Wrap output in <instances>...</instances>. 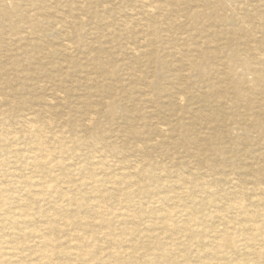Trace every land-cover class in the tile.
<instances>
[{"label": "rangeland", "instance_id": "rangeland-1", "mask_svg": "<svg viewBox=\"0 0 264 264\" xmlns=\"http://www.w3.org/2000/svg\"><path fill=\"white\" fill-rule=\"evenodd\" d=\"M34 1L42 2V0ZM64 1H66L65 6L57 5L46 14L50 15L49 18L53 21H57V18L64 12V16L69 20V29L72 31L69 41L70 56L50 55L49 48H58L59 34L62 31L61 28L53 25L50 31L52 35H45L39 39V47L32 49L33 51L28 52L24 58H20L21 61L15 67L19 71L14 72L10 68V61L17 53H21L22 41L17 39L10 28L4 26V29L0 30V113L8 108L3 118L0 114V190L3 198L1 207L4 211L11 210V212H6L8 214L6 221L17 217L22 212L28 214V219L20 221L22 222L20 229L24 232L12 236L14 230L11 229L13 228H9L8 223H4L0 234L4 235L3 238H9L13 244L22 248L27 263L39 261L40 244L38 242L41 239L40 235H44L49 238L51 243V264H145L147 257L160 254L163 250L166 260L163 258L158 260L159 264H201L207 259L204 264H229L227 257H222L214 252L213 242L210 240L214 237L213 230L217 229L216 225H219L215 218L208 217L202 223L201 227L205 231H195L196 228L192 227L194 233L186 235L184 239L180 236L185 232L184 230H174L173 236L176 237V241L184 243L183 245L179 244L180 247L177 249H174L173 245L167 247L166 234L162 232V228L156 227L158 224L155 225L154 221L157 219H153L154 214L150 210L160 208L158 210L160 211L169 205L157 204L153 201L154 208L149 206L151 204L149 200L155 196L156 185L166 179L187 175L189 168L186 165L187 162L195 167L200 163L194 154H190L196 145L182 140L178 134L171 136L169 133L168 135L173 142L180 143L173 149L170 148L173 143L171 140L167 142L168 138L165 137H163L166 140L164 144L150 145L155 137L152 132L153 125L157 123L153 117L156 115L162 117L168 113L170 118H178L184 123L189 121V115L184 110L192 104L189 101L180 103L177 96L181 93L173 85L175 80L173 76L182 74L184 71H181L182 58L196 56L197 50L203 48L206 50V56H203L204 60L201 57L199 60L204 64L209 63L211 51L217 49L224 38L230 40L231 48L238 45H241L242 48L247 47L248 41L239 38V36H245L249 30L252 32L253 41L251 43L258 41L257 43H261L264 48V29H261V26L264 27V0H138L140 2L137 0H62L61 3ZM85 2L89 5L88 12L79 11L80 5ZM148 2L149 4L153 2L148 8H153L154 24L160 29L156 40L153 38L151 28L143 24L145 17L141 18L143 15L138 11L142 10L140 4H148ZM43 3L52 5L54 2L53 0H43ZM196 12L202 14L197 15ZM133 13H136L137 16H134ZM189 16H192L194 21H189ZM134 17L141 21L138 25L132 22L131 18ZM173 18L176 19V24L172 22ZM120 20H131L132 23L126 28L113 25L114 22ZM242 20L249 25V30L238 31V37L235 38L228 30L237 27ZM151 25L153 26V24ZM216 35H219V41L214 40ZM204 39H207L208 42L204 43ZM171 42H174L175 45L172 46ZM138 48L140 53L135 51ZM42 55H46L42 61L44 68L51 69V64H60L61 71H65L67 75L63 84L71 88L69 92L58 86L55 89V83L58 81L50 82L41 73H37L34 77L39 81L36 86L32 82L34 79L26 74L25 68L34 67L35 70H38L37 57ZM207 55H209V59H207ZM25 58L26 60H24ZM228 58L227 55H224L217 61L216 71L209 75L210 78L214 76L209 81L210 87L207 84H203L205 87L196 86L195 71H192L187 82L195 83L194 90L191 91L196 97L209 93L210 89H215L218 98L213 101V107H220V111L224 115L231 116L235 112V108L223 97L230 99L233 104L234 101H237L236 97H233L236 96L233 93V88L240 90V86L233 81L235 76L231 70H228V76L225 75L226 64L230 63ZM67 60H69V64ZM107 69L109 73H106ZM236 70L234 69L232 72L234 73ZM11 87L13 89H10ZM239 93H242L243 97L246 91H239ZM185 95L186 93L183 92V96ZM57 96L59 97L57 98ZM145 96H152L155 103L146 102ZM40 97L50 99L54 105L55 115L59 116H54V120L40 132L43 136L39 135L40 138L34 140L36 137L33 139L32 135L29 136L26 132L27 119L24 118L31 117L37 112L40 107L38 105ZM9 99L21 102L11 106L8 103ZM167 102H172L174 106L172 112L165 105ZM84 104L86 105L84 106ZM153 106L155 112L151 111ZM90 111L91 113H88ZM31 113L32 115H30ZM216 115L214 113V116ZM86 118L90 121L87 125L84 124ZM199 124L201 122H195L191 128L196 130ZM231 126L232 130L227 129V132L233 136L239 131L241 125L232 124ZM166 128L169 129V125L167 127L164 125V129ZM220 131L222 132V129ZM31 137L33 140L30 139ZM37 141L42 143L48 151V154L41 158L42 161L44 160L42 162L44 170L42 177L38 172L35 175L27 165L24 166L28 159L25 156L34 149L33 145ZM9 149H13L17 153L15 155L8 153ZM211 152L208 156L215 155ZM14 160L15 162H13ZM215 163L220 166L225 164L220 159H217ZM143 169L146 170L144 171L146 175H144ZM214 176L217 177V175ZM43 180L47 185V190L42 192L40 191L42 184L39 182ZM123 180L131 183L130 187L135 183L139 184L143 191L129 194L127 202L122 194L126 189L122 184ZM188 183L184 189L185 194L189 195L188 197L183 195L182 189L178 188L180 195H183L182 200L187 202L190 198H194L198 203L207 200L205 192L193 186L191 181ZM210 183L213 184V181ZM210 183L207 186H210ZM224 185L229 188L228 184ZM224 185H220V192H224ZM227 197L231 198V195L227 193ZM51 204L55 205L51 206ZM214 204H203L201 210L214 214L215 209L218 208ZM179 208L178 205L177 209ZM126 210L129 216L125 215ZM174 218L176 223L183 221L181 220L183 215L177 214ZM77 220H87L85 221L87 227L84 232H81L84 239L80 237L79 231L81 230H79ZM150 224H153L154 228L156 227V234L159 238L156 237L154 231H149ZM49 226L56 227V230L53 232L52 229L48 230ZM119 226H125L127 229L121 232ZM106 229L113 232L111 237H103ZM147 232L149 235L151 234L149 239L145 235ZM55 237L58 239L56 240ZM3 238L0 237V255L5 253ZM159 242L164 244L163 248L160 247ZM78 243L83 250L82 253L78 248H75ZM71 244L75 246L72 247ZM160 249L163 250L160 251ZM70 250H72L71 252L75 250L73 253H77L70 255L68 254ZM116 251L119 253V258L111 256Z\"/></svg>", "mask_w": 264, "mask_h": 264}, {"label": "bare ground", "instance_id": "bare-ground-1", "mask_svg": "<svg viewBox=\"0 0 264 264\" xmlns=\"http://www.w3.org/2000/svg\"><path fill=\"white\" fill-rule=\"evenodd\" d=\"M61 1L62 0H53L54 3L51 5L50 3H43V0L41 3L38 1H34V0H0V30L4 29V26H6V27L10 28V30L17 37L18 40L22 41V44L20 46L21 53H19V54L17 53L16 56H14L10 61V68L14 72L19 71L18 69L16 70V68H15L16 65L21 61L19 59L24 58L28 52L33 51L32 49L39 47V44H38L39 39L43 38L45 35H52V33H50V31H51V28L53 25L58 26L59 28L62 29V31L59 34L60 35L59 36L60 41L58 42V48L57 49L56 48L55 49L49 48L50 55L51 54H53V55L61 54L64 57L70 56L69 50L71 48H70V42L69 41L71 39L72 31H70V29H69L70 28L69 20H67V18L64 16V12L63 13L59 12V13H61L59 18L54 16V18H57V21H53L52 19L49 18L50 15L46 14L50 9L56 8L57 5L65 6L66 1H64L63 3H61ZM138 2H140V1H138ZM151 4H149V2H148V4H140V6L142 7V10H138V11H139V14L143 15V17H141V18L145 17V19L143 20L144 21L143 24L147 25V27L151 28L153 38H154V40H156V38L158 37V31L160 29H159V27L157 28V26L154 24L155 20L153 21V19L155 17L152 16L154 14L153 8H151V9L148 8V7H151L150 6ZM80 7L81 8H79V11L82 10L84 12H88L87 8L89 7V5L86 2L81 4ZM56 10H58V9H56ZM170 12H172V11H170ZM133 14H134V16H137L136 13H133ZM156 14H157V12H156ZM196 14L198 15V14H202V13L196 12ZM147 18H149V19L147 20ZM157 18H158V16H157ZM86 19H87V17H86ZM131 20H132V22H135L134 24H137V25L141 22L140 20H137L135 17L131 18ZM131 20H129V21H123V20L122 21L121 20L116 21L113 23V25H116L119 28H121V27L126 28L128 25H130L132 23ZM188 20L191 21L192 16H189ZM192 21H194V20H192ZM172 22L175 23L176 19L173 18ZM151 24H153V26ZM173 28H174V26H173ZM74 29H76V28H74ZM261 29H264V27L261 26ZM247 30H249V25L244 20H242L237 25V27L230 28L228 30V32H230L236 38V37H238L237 36L238 31H245L246 32ZM196 36H197V34H196ZM240 37H241V39L248 41V44L245 43V44H247V47H245L243 45L244 48H242L241 45L240 46L238 45L235 48H231V45L229 44L230 40H227L228 38L227 39L224 38V39H222L224 41L221 42V45H218L217 49H214L211 51V55H210L211 60H208L209 63L204 64V63H201L199 60L200 57L204 60L203 56H206L205 55L206 50H204L203 48L197 50L196 56H191V57H186V58L181 59V62H180L181 66H182L181 71H183V70L184 71L182 72V74L180 73V74H176L175 76H173V79L175 78V80L173 81L174 82L173 85H174V88H176L178 90V92L181 93L177 96V99L180 100L179 102L181 103V101H183V103H184L185 101H189V103L192 104L190 106H187L186 109L184 110L189 115L188 116L189 121L184 123V122L180 121L178 118H170L168 116V113H167V115H164L162 117L156 115L153 118H155L154 120L157 123L155 125H153L154 127H153V131H152L153 134L155 135V137L153 138V136H152L154 141H153V143L151 142L150 145L156 146V145L164 144V142H166V140L163 137L168 138L167 142H170L171 137L168 136L169 133L171 134V136H172V134H178L179 136H181L182 140H187L188 143H192V144L196 145L193 148L194 150L191 151L190 154H194L198 158L200 165L195 167V166H193L187 162L186 165L189 167L187 175H180V177H177L175 179H166L165 181H163V182L161 181L160 183H158V185H156V188L154 190L155 196L152 197L151 200H149V202H151V204L149 206L154 208V206L152 205V204H154V203H152L153 201L157 204L158 203H162V204H166V205L169 204V205H167V207L162 208L160 211H158L160 208L158 210L151 208L152 210H150V212L154 214L153 219L158 220V221L157 220L154 221L155 225L158 224V226H156V227L162 228L163 229L162 232H164L166 234L165 238H167V244H168L167 247H171L173 245L174 249H177L180 247L179 244L180 245L184 244L183 242L176 241L177 240V239H175L176 237L173 236L174 230H176V231L184 230L185 232L180 235L184 239L186 235L189 236L190 234L194 233L193 230L191 229L192 227L196 228L195 231H197V230L205 231V229L202 228L201 225L208 217L209 218L212 217V218H215L219 224V225H216L217 229L215 228L213 230L214 231V233H213L214 237L210 239L211 242H213L212 243L213 249L217 255H220L222 257H227L228 258L227 262L229 264H264V50H263L264 48L262 47L261 43L260 44L257 43L258 41L251 43L253 40H252V32H250V30L248 33L245 34V36L242 37L240 35L239 38ZM5 39H6V37H5ZM184 40H185V38H184ZM214 40L219 41L220 40L219 35H216V38ZM203 42L206 43V42H208V40L204 39ZM241 42H243V41H241ZM102 43H104V42H102ZM184 43H186V42H184ZM171 44H172V46L175 45L174 42H171ZM189 44H190V42H189ZM149 45H152V44H149ZM210 49H212V48H210ZM135 51H137V53H140L139 48L136 49ZM181 53H182V50H181ZM30 54H34V53H30ZM81 54H83V53L81 52ZM224 55H227V57H229L228 60L230 61V63L226 64L227 71L225 70V75L228 76L227 72H228V70H231V73L233 74V76H235L233 81L238 83L240 86V90L238 88L235 90L233 87H231L234 90L233 93L236 95L233 97H236V100H237V101H234L233 104H231L232 102H230V99H228L225 96L223 97L227 103H229L230 105H232L235 108V112L231 116H228L226 114L224 115L220 111L221 110L220 107H216V108L213 107V105H214L213 101H216L218 98V95L216 94L217 91L215 89H210L209 93L204 92L205 94L197 95V97H196V96H194V94L191 91V90H194L193 87L195 86V83H193V82L188 83L187 82V79H189V77L191 76L192 71H195V75L197 76V78L195 80V82H197L196 86L205 87V85H203V84H207L210 87L211 85H210L209 81H211V79H213L214 76L210 78L209 75L216 71L217 61L220 60V58ZM44 57H46V55H42V56L37 57V60L39 61L38 62V64H39L38 70L40 72L37 69L35 70L34 67H29V68L24 69L26 74L31 79H34L32 82H34V84L36 86H38L39 81L37 79H35L34 77L37 75V73H41L50 82L58 81L57 83H55L56 84L55 89H57V86H58L60 88L65 89L67 92H69L71 90V88L66 87V85L63 84L64 78L67 76L65 74V71H63V70L61 71L59 63L58 64H51L50 63L51 69L46 68V67L44 68L42 65V64H44V63H42V61L44 60L43 59ZM133 59H134V57H133ZM207 59H209V55H207ZM24 60H26V58ZM78 61L79 60L77 59V62ZM68 62H69V60H67V63ZM88 63H89V61H88ZM20 67H22V66H20ZM93 67H96V65H93ZM8 69H9V67H8ZM234 69H237V70L233 73L232 70H234ZM171 71H172V69H171ZM106 73H109V70ZM90 75H92V74H90ZM133 75H135V74L133 73ZM130 80H131V78H130ZM36 83H38V84H36ZM65 83H66V81H65ZM10 89H13V88L11 87ZM28 91H30V90H28ZM161 91H160V93H161ZM239 91L240 92L246 91L245 96L242 97V93H239ZM55 92H57V91H55ZM183 92L186 93L185 96H183ZM29 93L30 92H28V94ZM58 97L59 96H57V98ZM144 100L148 103L154 102L152 96H150V97L145 96ZM242 100H243V103H241ZM19 102H21V101H15L14 102L13 99L8 100V103L11 106H13L14 103L16 104ZM253 103H255V104H253ZM38 105H40V107L38 108L37 112H35L36 114L34 113L32 115V113H33L32 112L30 114V115H32L31 117L28 116V117L24 118L25 120L27 119L26 120L27 126H25L26 132H28L27 134L29 136L31 134L33 139H34V137H36L34 140H36L37 138H40L39 135L43 136L40 134V132H42L44 130V128L47 125H49L52 120H54V116L58 115V114L55 115V112L53 111L54 105L50 101V99H48L46 97H40V104H38ZM85 105L86 104H84V106ZM165 105L167 107H169V109L171 110L170 112H172V110H174L173 109L174 106L172 105V102H167ZM90 109H91V107H90ZM101 109H103V108H101ZM6 110H8V108H6ZM6 110H3L2 113H0V114H2L1 115L2 118H3L4 114L6 113ZM91 111L88 113H91ZM151 111L155 112L154 106L151 109ZM81 113H83V112H81ZM214 113H215V115L216 114L217 115L214 116ZM91 116H93V115H91ZM150 116H152V115H150ZM55 121H57V120L55 119ZM198 121L201 122V124H199V126L197 127V129L198 128L199 129L194 130L193 128H191L192 125ZM89 122L90 121H88V119L86 118L84 121V124L87 125ZM232 124H237V125L239 124L241 126H240L239 131H237L235 133V135L230 136V133L227 132V129H229V131H231L232 130V126H231ZM164 125L166 127H167V125H169V129L168 128L164 129ZM221 129H222V132L220 131ZM173 136H175V135H173ZM32 137L30 139H32ZM25 141H26V139H25ZM225 142H227V143H225ZM171 143H173L170 147L171 149H173L174 147H176L177 145L180 144V143L178 144V142H175V141L173 142L172 140H171ZM12 145H13V143H12ZM135 145H137V144H135ZM33 148L34 149L31 148L32 150H30V153H27V156H25L26 159L27 158L28 159H27V161H25L24 166L27 165L29 168H31V170L33 171V173H35V175H36V172H38L42 177L44 175V170H43V165H42V162L44 160L42 161L41 158L45 157L48 154V151L44 147V145H42V143H40L39 141L34 143ZM6 150H8V149H6ZM4 151H5V149H4ZM210 151H212L215 155L208 156L210 154ZM9 152L12 153L13 155H15L17 153V151H15L13 149H9L8 153ZM194 155H190V156H194ZM119 159H121V158L119 157ZM217 159L224 161L225 164H223L221 166L218 163L216 164L215 162ZM157 160H159V159H157ZM211 160H213V161L211 162ZM13 162H15V160ZM94 165H96V164H94ZM7 169H9V167H7ZM142 171L144 173V171H146V170L143 169ZM12 175H14V174H12ZM144 175H146V174L144 173ZM212 175L213 176L217 175V177L216 176L211 177ZM153 181H154V179H153ZM190 181L192 182L193 186H196L202 192H205V194H206L205 199H207L206 201H204L205 200L204 199L203 200L204 202L198 203L197 201L194 200V198H190L189 201H187L189 203L188 204L186 201L181 199V197L183 195H187V194H185L184 189L187 187V183ZM210 181H213V184L210 183ZM39 183L42 184L40 191H42V192L46 191L47 185H45L44 180L42 182H39ZM208 183H210V186H207ZM225 183L229 185V188L225 187V185H224ZM122 184H124V186L126 187V189L123 191L122 194H123V197L126 199L127 202H128L129 194L135 193V192H140V190H141V187H139V184H137V183H135L134 185H132V187H130L131 183H128L125 180H123ZM23 185L25 186V184H23ZM220 185H224V187H223L224 192H220V189H219ZM127 187H130V188L127 189ZM178 188L182 189L181 192H184V194L182 196L178 192L179 191ZM141 191H143V190H141ZM227 193H229V195H231V198L227 197ZM24 195H25V193H24ZM188 196L189 195H187V197ZM51 201H53V200H51ZM48 203H49V201H48ZM2 204H3V198H2L1 190H0V230H1L4 223H8L7 224L8 227L13 228L11 230H14L11 234L12 236L17 235V233L24 232V231H22V229H20V223H22L20 221H23L24 219H28V214L26 212H22V213H19L17 215V217L11 218L9 221H6L7 215H8L6 212H11V210L10 211H4L1 207ZM203 204H206V205H213L214 204V205H217L218 208L216 207L217 209H215V212L213 211L214 214H211V213H208V212L201 210ZM52 205H55V204H51V206ZM178 205L180 206L179 209H177ZM12 209H14V208H12ZM54 209H55V207H54ZM51 211H52V209H51ZM127 212L128 211L126 210L125 215L129 216V213H127ZM51 214L53 216V213H51ZM177 214L179 216L183 215V219H181L183 221H179L178 223H176V221L174 220L175 219L174 216H176ZM49 216H50V213H49ZM85 221H87V220H85ZM85 221L84 220H77L76 221L77 225H79V230H81V231H79L81 239H84V236L82 235L81 232H84L85 228L87 227ZM123 225H124V223H123ZM150 226H151V228H148L149 231H154L156 237L159 238V236H157V234H156V227L154 228L153 224H150ZM119 227H120V230H122L121 232H123L124 230L127 229V227H125V226L124 227L119 226ZM51 229L53 232L54 230H56V227H50L49 226L48 230L51 231ZM86 231H88V229H86ZM9 232H10V230H9ZM72 232H74V231H72ZM39 233H41V232H39ZM112 234H113V232L111 230L106 229L103 237H111ZM54 235H56V234H54ZM145 235L148 237V239L151 237V234L149 235L148 232ZM3 236L4 235L0 234L1 238H3ZM39 238H41L40 241L38 242L40 244V246H39L40 248L37 247V248H39L38 252L40 253V254H38L40 256L38 258L39 261L33 262V263H27V262H25L26 257L23 256L22 248L20 246H18L17 244H13L12 240H10L9 238L4 237L3 243L5 245V253L0 255V264H51V261H52L51 256H50L51 255L50 254V244L51 243L49 241V238H46L44 235L43 236L40 235ZM57 239L58 238H56V240ZM27 242H28V240H27ZM56 243H58V242H56ZM159 243H160L159 244L160 247L163 248L164 244L162 242H159ZM71 245H73V244H71ZM32 246H34V245H32ZM74 246L75 245H73L72 247H74ZM37 248H35V249H37ZM75 248L76 249L78 248V250H80V253L83 252L79 243L77 244V246ZM196 248L198 249L199 247H196ZM31 250H33V249H31ZM72 250H70L68 254L74 255L77 253V252L73 253L75 250L73 252H71ZM161 250H163V249H160V251ZM132 251H134V249H132ZM70 255H68V256H70ZM202 255H204V254H202ZM111 256L114 258H117L119 256V253L116 251V253L115 254L113 253V255L111 254ZM162 258L166 260V254L164 253V250L161 251L160 254L147 257L145 259V264H159L158 260H160ZM69 259H70V257H69ZM171 259H172V257H171ZM114 261H115V259H114ZM206 261H202L201 264H204ZM215 261H216V259H215Z\"/></svg>", "mask_w": 264, "mask_h": 264}]
</instances>
